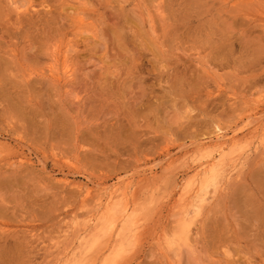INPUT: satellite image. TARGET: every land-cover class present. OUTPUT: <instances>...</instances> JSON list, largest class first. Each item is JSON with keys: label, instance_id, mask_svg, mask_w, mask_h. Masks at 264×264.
<instances>
[{"label": "rangeland", "instance_id": "obj_1", "mask_svg": "<svg viewBox=\"0 0 264 264\" xmlns=\"http://www.w3.org/2000/svg\"><path fill=\"white\" fill-rule=\"evenodd\" d=\"M262 121L264 0H0V264L86 258L127 179L120 264H264Z\"/></svg>", "mask_w": 264, "mask_h": 264}, {"label": "bare ground", "instance_id": "obj_2", "mask_svg": "<svg viewBox=\"0 0 264 264\" xmlns=\"http://www.w3.org/2000/svg\"><path fill=\"white\" fill-rule=\"evenodd\" d=\"M262 101V100H261ZM263 102V101H262ZM258 103H260V101L258 102ZM258 103H256V104H258ZM263 104V103H262ZM259 105V104H258ZM256 106V105H255ZM260 107V106H259ZM251 109V108H250ZM258 107L256 108V109H254V110H252V111H250V114H248V117L249 118H251V117H253V116H255L257 113H258ZM260 110H262L261 108H260ZM248 112V111H247ZM263 119V118H262ZM252 121V120H251ZM255 121V120H254ZM260 120H257V121H255V122H259ZM263 123H264V121H262ZM257 123H256V125H257ZM262 123V124H263ZM250 124V123H249ZM248 124V125H249ZM259 124V123H258ZM250 125H253V124H250ZM264 125V124H263ZM262 125V126H263ZM247 127V126H246ZM263 127H261V129H262ZM244 129H246V128H243V129H241V130H239V133H240V131H245ZM257 129V128H256ZM246 132V131H245ZM223 132L220 130L219 132H218V134L215 136V138H214V140H215V142H218L219 143V149H221V150H223V147L224 146H226V142H230L229 144H235L236 142H237V140H238V138L236 137L237 136V134H238V132H232V136H230L229 138H227V136H225L224 134H222ZM249 133V132H248ZM244 134V133H243ZM242 134V135H243ZM244 136V135H243ZM211 139V138H210ZM239 140H242V138L240 139L239 138ZM206 141V140H205ZM206 144V143H205ZM228 144V145H229ZM238 144V143H237ZM212 145H214V144H212ZM208 146H209V143H208ZM211 146V145H210ZM231 146V145H230ZM229 146V147H230ZM262 146V145H261ZM225 148V147H224ZM227 150V149H226ZM224 151V150H223ZM223 151L221 152V153H223ZM217 152V151H216ZM184 153V152H183ZM218 153V152H217ZM219 154V153H218ZM225 155V154H224ZM239 156V155H238ZM243 156H244V154H243ZM242 156V157H243ZM241 158V157H240ZM244 158V157H243ZM243 158H241V159H243ZM18 159V158H17ZM20 160H19V162H20V164H22L21 163V161H23V157L22 158H19ZM169 159V158H168ZM171 159V158H170ZM178 159V158H177ZM196 159V158H195ZM194 159V160H195ZM211 159V158H210ZM216 158H214V157H212V161H214ZM233 159H235V158H233ZM27 160V159H26ZM26 160H24V162L26 161ZM170 162H167V163H169V165H171V164H173L174 162H175V160L173 159V160H169ZM239 161V160H238ZM203 162V161H202ZM240 162V161H239ZM238 162V165L240 164ZM201 163V162H200ZM220 163H221V161H220ZM222 164V163H221ZM201 165V164H200ZM231 165V164H230ZM237 165V166H238ZM227 166V165H226ZM236 166V167H237ZM217 167H219V165L218 164H216V165H214L212 168H210V170L208 171V173H209V178H208V180L203 184L204 186H203V191L205 192V191H207V189H209L210 187H214L215 186V183H216V178H217V176H216V172H217ZM222 167V166H221ZM230 167V166H229ZM240 167V166H239ZM223 168V167H222ZM197 169V168H196ZM221 169V168H220ZM230 169H232V168H230ZM228 170V169H227ZM148 175V174H147ZM153 175V174H152ZM141 177V176H140ZM139 177V178H140ZM197 177V175H195V178ZM129 178V177H128ZM145 179V176L143 177L142 176V179L141 180H139L137 183L136 182H134V184L136 183V185H135V188L137 187V184L139 185V183L141 184L142 182H144V179ZM136 180V179H135ZM145 181H146V179H145ZM125 182V181H124ZM123 182V183H124ZM124 187V188H123ZM139 187V186H138ZM78 188H80V186L78 187ZM131 188H132V182L131 181H129V179H127V181H126V183L124 184V186L122 185V189L123 190H121V188H119V184H118V186H116V187H114L113 189H112V191L109 193V195H108V198H107V203H106V206H105V213H104V211H103V213H104V215H103V224H104V227H103V233H102V235H104L105 236V238H103L104 240L102 241V239H101V241H100V238H99V236L98 237H95V239H93L92 241H93V243H91L90 244V246L88 247V253L86 252L85 254L87 255L88 254V256H85L86 258H83L82 260H80L79 262H77V263H75V264H97V262L99 261V259L101 258V257H104L105 256V254H107V253H109V255L108 256H106V258H103V259H100L101 261H100V264H120V262H118L119 260V258L120 257H123L121 254H123L124 253V247H125V245L123 244L124 243V240L126 239V236L128 235V234H130V233H132L134 230H132V232H131V228L134 226L133 224H135L136 223V226H138V222H141V221H139L138 220V218H140V217H138V216H141V214H139L140 212L139 211H137L136 210V208H137V205L135 206L136 208H134V205H135V203L136 202H133V200H134V196L136 195H134V193H133V195H131V194H129V192H131L132 193V191H130L131 190ZM133 189H134V187H133ZM132 189V190H133ZM91 190V189H90ZM90 190H87V191H83L84 193H85V196H84V198H85V200L89 197L90 198V196H92L91 194H92V192L90 191ZM135 191V190H134ZM133 191V192H134ZM184 191H185V194H187L188 192H189V186L187 185L185 188H184ZM136 193V192H135ZM117 194H119V197H120V199H123V204H122V208L120 209L118 206H115L114 204H113V199H114V197H115V195H117ZM131 195V197H129ZM137 196V195H136ZM119 197H117V198H119ZM122 197V198H121ZM116 198V199H117ZM183 198L185 199V197L183 196ZM85 200H84V202H85ZM182 200V199H181ZM180 200V201H181ZM135 201V200H134ZM184 200H182L181 202H183ZM84 202H82L83 204H84ZM138 202V201H137ZM152 202V201H151ZM154 202V201H153ZM177 202H178V200H177ZM180 202V203H181ZM180 203H177V204H179L180 205ZM82 204V205H83ZM103 205V204H102ZM183 205V204H182ZM118 207V208H117ZM140 208V207H139ZM181 208V207H180ZM138 209V208H137ZM141 210H142V208H141ZM140 210V211H141ZM139 212V213H138ZM89 223H93L94 222V218H93V216H91L90 218H89V221H88ZM132 222V223H131ZM125 224L126 226H122L121 224ZM87 225V224H86ZM90 225V224H89ZM133 225V226H132ZM83 226H85L84 224H83ZM88 226V225H87ZM137 229V228H136ZM137 230H139V229H137ZM84 232V231H83ZM133 235V234H132ZM103 236V237H104ZM114 237H117V239H118V241H120V242H122L121 244H119V245H117L116 247H113V249L110 247V245H109V243H110V240L112 239V238H114ZM130 237V236H129ZM96 238H99V239H96ZM116 238H114V240H115ZM137 239V238H136ZM127 241V240H126ZM112 244H113V242H112ZM124 256H125V254H123ZM74 257V256H73ZM122 261V260H121Z\"/></svg>", "mask_w": 264, "mask_h": 264}]
</instances>
